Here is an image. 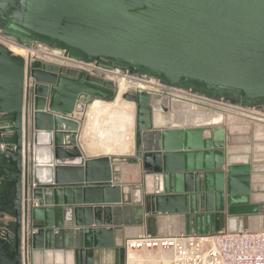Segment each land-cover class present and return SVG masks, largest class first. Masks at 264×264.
Masks as SVG:
<instances>
[{
  "label": "water",
  "instance_id": "water-1",
  "mask_svg": "<svg viewBox=\"0 0 264 264\" xmlns=\"http://www.w3.org/2000/svg\"><path fill=\"white\" fill-rule=\"evenodd\" d=\"M0 9L9 20L0 29L21 45L34 36L106 70L130 65L172 86L264 103V0H0ZM26 69L0 44V212H10L14 235L0 238V264H24L26 251L55 264H103L111 251L124 263L116 233L132 222L115 220L114 206H133L135 222L193 216L196 235L239 232L233 221L259 213L252 156L226 149L222 122L155 128L154 105L166 114L165 100L125 92L136 109L135 155L122 160L144 171L141 185L125 186L120 157H84L72 118L97 98L116 99V84L36 60L26 87Z\"/></svg>",
  "mask_w": 264,
  "mask_h": 264
},
{
  "label": "built area",
  "instance_id": "built-area-1",
  "mask_svg": "<svg viewBox=\"0 0 264 264\" xmlns=\"http://www.w3.org/2000/svg\"><path fill=\"white\" fill-rule=\"evenodd\" d=\"M0 44L8 48L15 45L28 51L26 61V87L31 86L28 76V67L36 60L57 65L67 69L76 70L79 73L103 77H121L132 74L128 70L114 66L112 70H106L97 66V62H85L81 59H72L66 50L54 48L39 40L30 41L27 45H21L18 40L3 33L0 29ZM134 79L150 87L147 92L155 99L157 95L166 101L169 98L187 101L194 106H202L214 110H226L228 112L256 114L264 112L255 105H247L233 101H220L211 95L198 92L190 87L172 86L164 82L158 76H138ZM160 101V100H159ZM168 102V101H167ZM0 238L8 243H13L14 235L8 230H0ZM126 259L123 264H264V231L252 232L241 229L239 232H229L227 229L214 234L196 235L180 234L178 236H152L140 235L127 240L125 243ZM160 251L168 254L156 262L148 258L135 257L133 252ZM24 253V264L28 262V255Z\"/></svg>",
  "mask_w": 264,
  "mask_h": 264
},
{
  "label": "crops",
  "instance_id": "crops-1",
  "mask_svg": "<svg viewBox=\"0 0 264 264\" xmlns=\"http://www.w3.org/2000/svg\"><path fill=\"white\" fill-rule=\"evenodd\" d=\"M175 102H180V101H173V103L170 105L168 102L164 104L165 108H167L168 112L164 114L166 117L173 116V114L177 113V105L174 104ZM182 103V102H180ZM181 109L184 112L183 117L187 120L184 121L185 123L179 124L175 123L176 121L174 120H166L164 121L165 123L161 126H156V128H181V127H198L200 125H205L207 123L210 124L209 116L207 113V109L202 106H192L188 105L186 102H183L181 104ZM181 111V110H180ZM188 111L192 113L190 116L187 114ZM206 111V112H204ZM214 111L217 115H222L223 121H222V126L226 129L227 132V150H228V135L230 134V130L226 122H224L228 116L227 113H229L226 110H221V112H218L216 110ZM210 110V113H212ZM47 112L48 109H47ZM76 120L80 121L81 124V129L80 133L78 136V142L80 145V148L82 150V153L84 154L85 158H93L96 156L89 155L84 149V146L82 145V140H81V131H82V126H83V121H84V116L82 117L81 114H75L74 117ZM80 118H82L80 120ZM80 138V139H79ZM236 143V142H235ZM83 148H82V147ZM236 150V149H235ZM230 151V150H228ZM131 173L133 177V182L131 183H122L118 181L119 184L125 185V186H131V187H136L138 185H141L143 182V176H144V171L142 169V166H135L132 165L131 168ZM202 174V173H200ZM252 174V182H251V203L250 206L257 205L259 207V213L256 215H243L239 216L237 219V222L233 221L231 223L232 226L239 227L240 229L244 230H249L252 232H261L264 231V201H257L255 200L258 195H255L254 192H256L257 187H258V181ZM264 182V181H262ZM264 195V193L262 194ZM261 195V196H262ZM114 219L115 220H130V224H125L121 226L120 230L117 231L116 237L118 239L119 244H124V253L120 255L124 256L126 259V250H125V243L127 240H130L132 238H136L140 235L144 234H150L152 236H178L180 234H187L188 230L190 229L191 233L194 234V217L193 216H186V215H160L156 216L154 218H150L145 216L142 220L135 222L133 220V212H134V207L133 206H114ZM105 218H107V214H103ZM13 223V218L10 216L9 211L5 212H0V230H9ZM133 255L135 257H142V258H148L149 260L156 262L157 260L161 258H165L168 254H165L164 252L160 251H149V252H133ZM98 257L96 256V259ZM124 259V262H125ZM119 256L115 254L114 252H107L106 257L103 259V264H116L118 262ZM52 261L55 264L56 260L53 258H47L46 254L43 252H38L35 255V258L33 261L28 260L26 264H52ZM57 263V262H56ZM121 264H123V261H121Z\"/></svg>",
  "mask_w": 264,
  "mask_h": 264
},
{
  "label": "bare ground",
  "instance_id": "bare-ground-1",
  "mask_svg": "<svg viewBox=\"0 0 264 264\" xmlns=\"http://www.w3.org/2000/svg\"><path fill=\"white\" fill-rule=\"evenodd\" d=\"M8 49L16 56H20L24 59L27 58L28 51L25 48H21L15 45H8ZM108 80L116 84L117 89H118V96L113 103H106L101 100H94L85 109V123L83 124L82 131H81V135H82L81 138L85 142L84 143L85 145H83L84 146L83 150H85L89 155H95V156H124V155H127L131 151V148H132L131 146L133 144L132 135L130 138L126 137L125 135L126 133L125 132L126 130L124 129L126 127L125 123L128 120L126 117L127 116L129 117V120H128L129 124L133 125L134 115L130 111L133 110L135 106L133 103L123 100L122 94H124L125 92L129 90L147 91L150 87L142 83L134 84V83L127 82L124 76H121V77H110L109 76ZM120 100L123 101L124 113L122 109H119L120 106L118 109L113 108V104L117 103L116 105H119ZM175 100L180 101L182 103L186 102L188 105H192V104H189L187 101L173 99V98H169L167 101L171 105L173 101ZM192 106L194 107V105ZM214 113L215 112L212 111L213 115L209 117L210 118L209 120H207V121H210V124H216L218 122L219 116H217V114L216 113L214 114ZM105 116H107V119L103 118ZM153 120H154L155 128L156 126L158 127V126L163 125L165 123L164 121L169 120L168 117H166L162 112H160V110L158 109V104L154 105ZM99 126H101V130L99 131V137H98L99 140L95 144L89 141L88 134L89 132L95 131ZM235 159H238V158H235ZM149 184L151 188V183ZM255 200L264 201V195L262 196L258 195V197H256Z\"/></svg>",
  "mask_w": 264,
  "mask_h": 264
},
{
  "label": "rangeland",
  "instance_id": "rangeland-1",
  "mask_svg": "<svg viewBox=\"0 0 264 264\" xmlns=\"http://www.w3.org/2000/svg\"><path fill=\"white\" fill-rule=\"evenodd\" d=\"M136 78L137 77L135 75H128L125 77L127 82L134 83V84L140 83V82L134 80ZM212 97L217 101H220L222 98V97L215 96V95ZM155 99L157 101H159V100H161V97L159 95H157L155 97ZM224 99H225V102L227 103L228 99H226V98H224ZM95 100H101V99L97 98ZM115 100L116 99H113L110 101H104V102L113 103ZM101 101H103V100H101ZM116 104H113V108L118 109L120 106L119 109H122L123 113H124L123 101L120 100L119 105H116ZM174 104H176L178 107L177 113L173 114L174 117L171 116L169 118V116H167L168 119H172V120L176 121L175 123H179V124L185 123L184 121H187V120L183 117L182 114H184V112L182 111V109L180 107L182 103L175 102ZM237 104H239V103H237ZM217 111L221 112V110H217ZM130 112H132V114L134 115V124L133 125L129 124V122H128L129 117L127 116L126 118L128 120L125 123L126 127L124 128L126 131L125 130L124 131L126 132L125 133L126 137L130 138L132 135L133 144L131 146L132 147L131 151L127 155L118 156V157H120L121 160L116 162L114 165L115 175L117 177V183H118V181H120L122 183H126V182L131 183L134 180L132 177V173H131L132 165H130L127 162H124L122 160L126 157H132L135 155V151H134L135 150V138L134 137H135L136 109L134 108ZM227 114H228V116L224 122H226V124L228 125L229 130H230V134L228 135V150H230L232 152H237V153L250 152V154L252 156V160H253V168H254L253 169V175L255 177H257L256 179L258 181V187H257L256 192H254V194L255 195H262L264 193V182H262V181H264V112H257L256 114H248V113H244V114L241 113L240 114L238 112H229ZM245 114H246V116H245ZM217 116H219V117H218V122L216 124L223 121L222 115H217ZM103 118L107 119V116H105ZM84 123H85V117H84L83 124ZM100 130H101V126H99L95 131L89 132V134H88L89 141L96 144L99 140L98 137H99V131ZM81 140H82V145H85L84 140L82 138H81ZM92 156H95V155H92ZM135 166H139V165H135Z\"/></svg>",
  "mask_w": 264,
  "mask_h": 264
},
{
  "label": "flooded vegetation",
  "instance_id": "flooded-vegetation-1",
  "mask_svg": "<svg viewBox=\"0 0 264 264\" xmlns=\"http://www.w3.org/2000/svg\"><path fill=\"white\" fill-rule=\"evenodd\" d=\"M7 14H8V11L0 9V27L1 28H6L7 25H8L9 20L7 19ZM34 40H39V39L34 37V36L30 38V41H34ZM52 47L56 48L55 46H52ZM114 66H117V67H119V68H121L123 70H128L132 74H135V75H138V76H148V75L149 76H156L154 73H152V72H150L148 70L141 69V68H138V67L132 68L130 65L114 63ZM197 91L205 93V94H208V95H211V96L215 95V96L223 97V98H226V99H228L230 101H233V102H236V103H241L240 99L237 96H235V95H233L231 93L206 92L204 90L203 91L202 90H197ZM253 105L259 107L260 109H262L264 111V103L263 102L256 103V104H253Z\"/></svg>",
  "mask_w": 264,
  "mask_h": 264
},
{
  "label": "trees",
  "instance_id": "trees-1",
  "mask_svg": "<svg viewBox=\"0 0 264 264\" xmlns=\"http://www.w3.org/2000/svg\"><path fill=\"white\" fill-rule=\"evenodd\" d=\"M203 91V90H202Z\"/></svg>",
  "mask_w": 264,
  "mask_h": 264
}]
</instances>
